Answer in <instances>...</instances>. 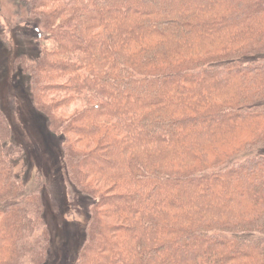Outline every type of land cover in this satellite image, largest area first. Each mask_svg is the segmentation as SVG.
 <instances>
[{
    "label": "trees",
    "instance_id": "obj_1",
    "mask_svg": "<svg viewBox=\"0 0 264 264\" xmlns=\"http://www.w3.org/2000/svg\"><path fill=\"white\" fill-rule=\"evenodd\" d=\"M17 1L43 41L14 67L94 200L73 264H264V0ZM10 135L0 108V264H47Z\"/></svg>",
    "mask_w": 264,
    "mask_h": 264
},
{
    "label": "rangeland",
    "instance_id": "obj_2",
    "mask_svg": "<svg viewBox=\"0 0 264 264\" xmlns=\"http://www.w3.org/2000/svg\"><path fill=\"white\" fill-rule=\"evenodd\" d=\"M27 13L17 0H0V108L11 129L5 147L22 149L21 157L15 160L16 174L26 190L35 185L50 195L51 215L45 214L51 238L47 264H73L86 212L94 200L77 192L68 180L58 155L61 137L51 135L32 109L26 78L14 67L15 58L35 55L43 38L36 25L29 23ZM50 44L49 40L42 43L47 48ZM76 105L78 102L66 112L71 113Z\"/></svg>",
    "mask_w": 264,
    "mask_h": 264
}]
</instances>
